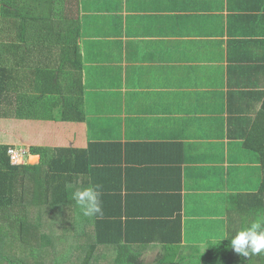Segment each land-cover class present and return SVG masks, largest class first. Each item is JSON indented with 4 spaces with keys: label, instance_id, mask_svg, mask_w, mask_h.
<instances>
[{
    "label": "crops",
    "instance_id": "crops-1",
    "mask_svg": "<svg viewBox=\"0 0 264 264\" xmlns=\"http://www.w3.org/2000/svg\"><path fill=\"white\" fill-rule=\"evenodd\" d=\"M20 4L30 39L72 51L82 99V120L18 119L0 144L25 146L22 165L41 164L35 148L89 150L101 170L84 184L108 192V229L119 239L122 220L145 264L159 244H181L175 260L230 244L264 212V0Z\"/></svg>",
    "mask_w": 264,
    "mask_h": 264
},
{
    "label": "trees",
    "instance_id": "trees-1",
    "mask_svg": "<svg viewBox=\"0 0 264 264\" xmlns=\"http://www.w3.org/2000/svg\"><path fill=\"white\" fill-rule=\"evenodd\" d=\"M32 17L22 11L20 0H0V118L82 120V99L72 89L81 88L80 66L70 49L55 45L54 50L29 38L26 23ZM9 147L0 144V264H145L130 238L123 240L122 220L117 239L107 227L115 215L85 217L72 199L75 190L91 186L84 184L91 176L99 179L101 168L88 159L89 150L35 148L42 155L36 166L13 164ZM228 242L209 244L206 251L177 260L165 255L181 244H159L162 256L155 264H217L218 259L222 264H264V254L236 256ZM24 244L16 254L15 247Z\"/></svg>",
    "mask_w": 264,
    "mask_h": 264
},
{
    "label": "clouds",
    "instance_id": "clouds-1",
    "mask_svg": "<svg viewBox=\"0 0 264 264\" xmlns=\"http://www.w3.org/2000/svg\"><path fill=\"white\" fill-rule=\"evenodd\" d=\"M101 196L100 185L84 187L72 193V199L85 217L104 215ZM253 215L254 218L246 228L237 231L231 238H223H229L228 247L245 258L264 254V212L257 210ZM217 264H222V261L218 259Z\"/></svg>",
    "mask_w": 264,
    "mask_h": 264
},
{
    "label": "rangeland",
    "instance_id": "rangeland-1",
    "mask_svg": "<svg viewBox=\"0 0 264 264\" xmlns=\"http://www.w3.org/2000/svg\"><path fill=\"white\" fill-rule=\"evenodd\" d=\"M20 132V120L15 118H2L0 119V139H9L8 137L11 135L19 134ZM18 145V144H15ZM22 245H17L15 248L16 254L18 252H22L23 248L25 247ZM36 245V244H34Z\"/></svg>",
    "mask_w": 264,
    "mask_h": 264
},
{
    "label": "built area",
    "instance_id": "built-area-1",
    "mask_svg": "<svg viewBox=\"0 0 264 264\" xmlns=\"http://www.w3.org/2000/svg\"><path fill=\"white\" fill-rule=\"evenodd\" d=\"M28 153L29 151L25 148V146L11 145L8 149L11 162L15 165L24 164Z\"/></svg>",
    "mask_w": 264,
    "mask_h": 264
}]
</instances>
